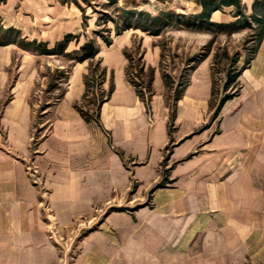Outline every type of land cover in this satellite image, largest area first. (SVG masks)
Instances as JSON below:
<instances>
[{"label":"crops","instance_id":"obj_1","mask_svg":"<svg viewBox=\"0 0 264 264\" xmlns=\"http://www.w3.org/2000/svg\"><path fill=\"white\" fill-rule=\"evenodd\" d=\"M53 10L58 23L45 14L37 33L25 17L15 25L53 47L74 34ZM134 34L99 47L101 93L113 90L97 118L82 104L89 63H76L35 144L30 100L42 64L57 61L0 46V264H264V37L215 118L202 60L171 121L159 70L147 104L126 78ZM49 218L67 242L52 240Z\"/></svg>","mask_w":264,"mask_h":264},{"label":"rangeland","instance_id":"obj_2","mask_svg":"<svg viewBox=\"0 0 264 264\" xmlns=\"http://www.w3.org/2000/svg\"><path fill=\"white\" fill-rule=\"evenodd\" d=\"M198 1L199 0H0V40H13L15 43L10 45H15L27 52L30 51L24 49L21 44H44L47 49H53L58 42L55 43L53 47H49L48 43L45 41L24 37L22 31L15 25V22L19 17L21 20L25 17L26 21H31V26L34 27L33 32L37 33L38 28L41 29V27H45V24L41 23H45L49 20L48 18H50V16H46L45 14H53L54 17L57 18L56 23H58L60 13H55V10H53V7L56 6V8L61 11L62 15H67V18H63L62 30H71L74 33L66 34L73 36V39L70 42L72 45L66 48L65 54H70L78 50L80 46L89 40L93 41L99 49L101 45H107L97 33L110 29L111 32H103V35L105 37L113 36L114 25L110 20L118 17L119 9L144 11L153 16L165 11L188 15L196 14L200 11ZM253 1L254 0H240L244 15H250ZM233 11L234 9L232 7H225L221 11L212 14L211 22L216 24L235 23L238 18L236 19L233 16ZM106 20H108V23H105ZM8 23H12V26L6 27L5 25H8ZM247 23L249 22L236 25L230 30L223 31L215 28L211 30H199L173 26L164 29L157 37L148 35L142 30H130L135 34L130 47L124 51L125 55L128 57L126 58L128 62L126 73H128L132 81L138 85L136 89L142 91L144 100L148 101H150L154 95L152 87L151 90L153 94L150 97L144 89L150 70L153 69V75H155L157 70H159L161 76L162 74H167L174 82L172 87L167 88L166 93V97L171 101L175 85H184L189 81L191 73L190 68L193 66L192 60L195 57L199 59L200 57H204V60L210 63L212 77L213 96L211 92L209 105L210 102L215 105L224 94L235 93L234 95H236L238 93V83L232 85L226 89V91L223 90V87L226 83L228 74L233 75L245 67L250 51L255 46L253 41L255 31L251 28L254 26L248 27L249 24ZM9 30L10 33L5 35V32ZM115 38L116 37H114L113 40ZM30 53L42 56H55L53 60L57 61L56 63H53L51 60L46 61L47 63L50 61L52 65L42 64L30 100L34 115L36 116L33 135V143L35 144L39 137L44 134V130H48L47 124H44L48 121L46 115H49L50 108L60 98L63 91V86L61 85L64 79H66V73L75 63L71 62L70 58L64 55ZM199 62H197V64ZM88 63L89 68L86 76L90 79V91L83 106H85L86 110L92 111L93 113V102L95 99L99 98L101 93L104 73L100 66V61L97 60L96 57L92 63L89 61ZM96 63L99 64L98 67H95ZM152 63L155 64V67L151 66ZM168 105L171 107V102H169ZM210 111H212L211 108ZM211 115H213V112ZM162 185L163 183L156 187ZM150 194L151 193H149L148 196ZM149 197L146 201L147 203L150 201ZM111 210H119V208L111 207L104 214L96 216L94 225H90L92 222L88 223L87 221L79 223V234L83 235L86 229L98 227L102 219H104L105 214ZM49 219L48 232L52 240H59L62 244L67 242L64 237H60L61 235L58 231L57 222L52 218ZM64 248H66L67 252H71L72 250L71 246H64L63 249Z\"/></svg>","mask_w":264,"mask_h":264},{"label":"trees","instance_id":"obj_3","mask_svg":"<svg viewBox=\"0 0 264 264\" xmlns=\"http://www.w3.org/2000/svg\"><path fill=\"white\" fill-rule=\"evenodd\" d=\"M198 5L200 6V11L196 14H188V15L179 14L172 11H165V12H160L159 14L153 16L150 13L144 11L119 9L118 17L116 19L112 18L110 20L114 25L113 36L105 37L103 35V32H111L110 29H106V31H99L97 35L104 40L107 46H110L113 43L114 37H118L130 30H142L148 35L157 37L161 34V32L164 29L173 26H178L180 28H186V29H199V30H205V29L211 30L215 28L223 31V30H230L234 28L236 25H242L245 22H249L247 23L249 24L248 27H251L252 25L254 26L251 28L255 31V34L253 36V41L255 46L251 49L250 55L246 60V65L243 68L245 69L249 65L250 61L253 59L258 49V46L264 37V0H254L251 5V13L248 16L244 15L243 7L241 5L240 0H199ZM225 7L227 8L232 7L234 9L232 14L236 19L238 18V20L235 23H229V24L212 23L211 22L212 14L217 11H221ZM105 23H108V20H106ZM9 33L10 30L6 31L5 35ZM72 39L73 36L65 35L63 40L58 42L51 50L47 49L46 45L44 44L36 45L33 43H24L21 45L23 46L24 49L33 53H40L44 55H64L65 57L70 58V61L75 64L83 63L85 61H89L92 63V61L99 53V49L95 45V43L91 40L86 41L82 46L79 47L78 50L73 51L70 54H65L66 48L68 44L72 41ZM12 43L15 42L13 40H5V39L0 40V46H7ZM125 56L126 58H128L127 55ZM204 59H205L204 57H200V59L198 57H195L192 60L193 66L190 68V71H193L195 69L197 62L202 61ZM98 66L99 64L96 63L95 67ZM241 70L233 75L230 74L227 75L226 83L223 87L224 91H226V89H228L232 85L237 84V80L241 73ZM153 74H154L153 69H151L148 74V80L144 87L149 97L153 94L151 90L153 76H154ZM126 78L128 79L129 83L132 84L136 89L138 85H136V83L132 81L128 73H126ZM162 79L164 81L166 88H170L174 85V82L167 74H162ZM84 82L86 86V91L83 95L82 104L87 100L90 91V79H88L87 76H85ZM188 83L189 81L184 85L182 84L175 85L170 101L172 104L170 107L171 121H173L175 117L176 103L182 98V95ZM112 90H113V86L111 85L109 91L106 94L100 93L99 98L95 99V101L93 102L94 110L92 115L94 119L97 118L100 105L109 97V95L112 93ZM136 92L141 99H144V95L142 91H138L136 89ZM234 94L235 93L224 94L220 98L218 103L215 105H213L210 102L209 106L213 112L214 118L219 114L222 105L231 97H233ZM212 96H213V91H212ZM145 102L146 104L149 103L148 100H145ZM78 110L81 112V114L83 115L86 121L91 120V118L87 116L88 114L83 113L79 107Z\"/></svg>","mask_w":264,"mask_h":264}]
</instances>
